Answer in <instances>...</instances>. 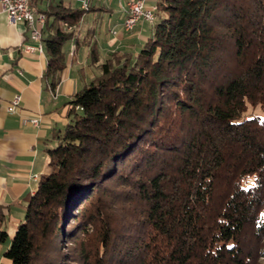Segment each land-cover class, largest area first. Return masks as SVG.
<instances>
[{"label": "trees", "instance_id": "16d2710c", "mask_svg": "<svg viewBox=\"0 0 264 264\" xmlns=\"http://www.w3.org/2000/svg\"><path fill=\"white\" fill-rule=\"evenodd\" d=\"M135 48L103 59L44 142L10 264H259L264 0H156ZM51 86L87 8L29 0ZM64 24L71 28L69 29ZM244 180L248 182L244 186ZM0 210V244L7 238Z\"/></svg>", "mask_w": 264, "mask_h": 264}, {"label": "crops", "instance_id": "0c3cea01", "mask_svg": "<svg viewBox=\"0 0 264 264\" xmlns=\"http://www.w3.org/2000/svg\"><path fill=\"white\" fill-rule=\"evenodd\" d=\"M71 2L73 6L83 7L82 0ZM113 2L96 0L92 4L88 0L77 32V38L83 41L76 45L75 37L71 44L67 42L64 47L67 66L54 87L44 76L48 56L41 39H31L30 29L24 22L11 24L6 15L0 13V210L4 221L13 204L22 206L25 211L24 202H28L36 187L35 177L46 169L45 140L54 129L66 124L68 102L94 74L90 68V48L85 42L88 37L103 59L109 52L135 48L149 33V22H138L131 31L123 30L126 0H118L116 9ZM155 2L147 0L148 4ZM101 12L110 17L116 14L103 39L96 30ZM15 97H19L20 105L10 112L7 106ZM34 116L40 118L39 125L23 122L24 118ZM9 228L7 235L11 238L16 228L12 222Z\"/></svg>", "mask_w": 264, "mask_h": 264}, {"label": "built area", "instance_id": "2783aa9c", "mask_svg": "<svg viewBox=\"0 0 264 264\" xmlns=\"http://www.w3.org/2000/svg\"><path fill=\"white\" fill-rule=\"evenodd\" d=\"M84 5H88V0H82L81 7ZM153 9L154 4H148L147 0H126L123 6L125 13L122 22L123 30L128 31L131 19H139V22L154 21ZM0 13H4L11 24L24 22L30 29L31 39L37 41V38H41V28L45 17L43 13L37 12L29 6V0H0ZM112 33L116 34V31H112ZM19 105V97H15L7 106V110L14 112ZM23 122L37 126L40 118L38 116L26 117Z\"/></svg>", "mask_w": 264, "mask_h": 264}, {"label": "rangeland", "instance_id": "374dc122", "mask_svg": "<svg viewBox=\"0 0 264 264\" xmlns=\"http://www.w3.org/2000/svg\"><path fill=\"white\" fill-rule=\"evenodd\" d=\"M103 2H106V1H109V0H102ZM96 0H91V3H95ZM77 3V2H75ZM113 7L116 9L117 7V4H118V0H114L113 2ZM78 4V3H77ZM79 5V4H78ZM154 6H156V4L154 3ZM88 5H84L82 8H87ZM156 12V11H155ZM90 13H93V12H90ZM115 17H116V14L112 15L111 17L104 14L103 12L100 13V17L99 19L97 20V27H96V30L100 32V35H101V39L104 38V36L107 34L109 28L111 27L112 23L114 22L115 20ZM139 22V21H138ZM136 22L130 29H128V31H131L133 30L134 26L138 23ZM146 22H149V23H152L151 21H146ZM65 25V24H64ZM66 27H68L69 29L71 28L70 26L68 25H65ZM103 35V36H102ZM103 37V38H102ZM71 41L72 39H69L68 41L65 42V46L66 47V44L67 42H69L71 44ZM76 58V56H75ZM90 68L93 70L94 75H96V73H98V69L96 70L95 69V66L94 64L92 63V61L90 62ZM91 76V78L93 77ZM90 78V79H91ZM83 85V84H82ZM81 85V86H82ZM48 171V166L46 165V169L44 172ZM39 176L38 177H35L36 179V182L38 180ZM248 184V182L246 180H244V186H246ZM24 204H26V202H24ZM7 213V211L5 212ZM24 209L22 206H19L17 204H13L12 205V208H11V211L8 213L5 221L3 222L2 226H3V229L4 230H9V223L12 222L14 224V228H16V226L18 225V223L23 219L24 217ZM13 228V229H14ZM10 231V230H9ZM10 236L8 235L6 240L4 242H2L0 244V264H10V260L8 258H6L3 253L4 251L6 250V248L9 246L10 244ZM259 264H264V256H262L260 259H259Z\"/></svg>", "mask_w": 264, "mask_h": 264}, {"label": "bare ground", "instance_id": "6f19581e", "mask_svg": "<svg viewBox=\"0 0 264 264\" xmlns=\"http://www.w3.org/2000/svg\"><path fill=\"white\" fill-rule=\"evenodd\" d=\"M155 11H156V6H154V9H153V17L154 18H156V13H155ZM139 21V19H131V21H130V25L128 26V29H130L136 22H138ZM152 22V21H151ZM65 25H67V24H65ZM40 39H42V38H37V40H40Z\"/></svg>", "mask_w": 264, "mask_h": 264}, {"label": "snow or ice", "instance_id": "6c2138e0", "mask_svg": "<svg viewBox=\"0 0 264 264\" xmlns=\"http://www.w3.org/2000/svg\"><path fill=\"white\" fill-rule=\"evenodd\" d=\"M262 122H264V118H262Z\"/></svg>", "mask_w": 264, "mask_h": 264}]
</instances>
